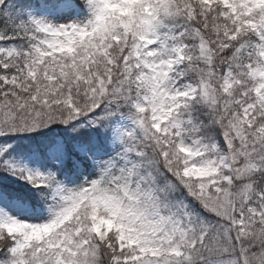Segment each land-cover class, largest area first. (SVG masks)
I'll return each instance as SVG.
<instances>
[{"label":"snow or ice","instance_id":"6c2138e0","mask_svg":"<svg viewBox=\"0 0 264 264\" xmlns=\"http://www.w3.org/2000/svg\"><path fill=\"white\" fill-rule=\"evenodd\" d=\"M0 264H264V0H0Z\"/></svg>","mask_w":264,"mask_h":264}]
</instances>
